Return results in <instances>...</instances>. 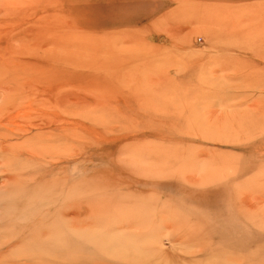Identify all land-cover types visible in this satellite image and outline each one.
Wrapping results in <instances>:
<instances>
[{
  "label": "rangeland",
  "instance_id": "1",
  "mask_svg": "<svg viewBox=\"0 0 264 264\" xmlns=\"http://www.w3.org/2000/svg\"><path fill=\"white\" fill-rule=\"evenodd\" d=\"M0 264H264V0H0Z\"/></svg>",
  "mask_w": 264,
  "mask_h": 264
}]
</instances>
